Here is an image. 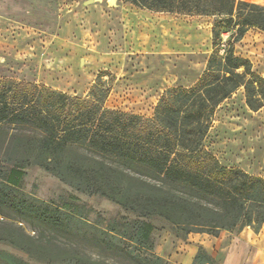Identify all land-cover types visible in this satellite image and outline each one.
<instances>
[{"label": "trees", "instance_id": "trees-1", "mask_svg": "<svg viewBox=\"0 0 264 264\" xmlns=\"http://www.w3.org/2000/svg\"><path fill=\"white\" fill-rule=\"evenodd\" d=\"M122 1L154 13L212 18L206 70L191 87L165 90L152 118L108 109L112 82L104 81V71L83 99L0 78V243L29 258L0 251V264H169L154 251L149 219L166 221L184 238L245 227L259 232L264 225V178L222 165L205 146L217 108L239 89L252 111L264 106V77L235 52L251 29L264 33V6L256 4L264 0ZM32 167L136 218L92 222L75 202L31 200L21 185ZM193 264L218 262L200 248Z\"/></svg>", "mask_w": 264, "mask_h": 264}, {"label": "rangeland", "instance_id": "rangeland-1", "mask_svg": "<svg viewBox=\"0 0 264 264\" xmlns=\"http://www.w3.org/2000/svg\"><path fill=\"white\" fill-rule=\"evenodd\" d=\"M86 1L0 0V78L36 83L83 99L104 71V81L112 82L113 89L108 109L152 118L166 89L190 86L206 70L213 51L212 18L154 13L122 0L89 6ZM230 39L229 33L224 34L225 42ZM235 52L264 77L263 32L251 29L235 44ZM205 146L222 165L264 178V106L252 111L244 89H239L217 108ZM21 191L31 200L59 207L75 202L85 207L92 222L98 216L103 221L136 218L37 167L26 170ZM147 221L154 227L157 255L165 236L184 238L160 218ZM23 226L33 234L31 226ZM82 245L92 253L85 238ZM0 251L29 259L7 243H0Z\"/></svg>", "mask_w": 264, "mask_h": 264}, {"label": "crops", "instance_id": "crops-1", "mask_svg": "<svg viewBox=\"0 0 264 264\" xmlns=\"http://www.w3.org/2000/svg\"><path fill=\"white\" fill-rule=\"evenodd\" d=\"M199 78L187 87L193 86ZM200 248H204L218 264H264V225L259 232L245 227L235 232L224 231L217 237L191 233L179 240L170 233L164 237L157 253L166 258L169 264H193Z\"/></svg>", "mask_w": 264, "mask_h": 264}, {"label": "water", "instance_id": "water-1", "mask_svg": "<svg viewBox=\"0 0 264 264\" xmlns=\"http://www.w3.org/2000/svg\"><path fill=\"white\" fill-rule=\"evenodd\" d=\"M102 1H104V0H87V1L85 2V4H86L87 6H89V5H92V4H95V3H98V2H102ZM117 1H118V0H109V2L112 3V4H116Z\"/></svg>", "mask_w": 264, "mask_h": 264}]
</instances>
